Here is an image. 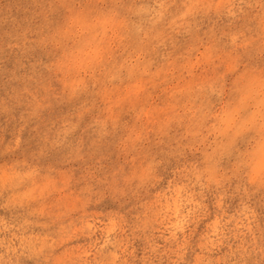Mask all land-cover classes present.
I'll use <instances>...</instances> for the list:
<instances>
[{"label": "clouds", "instance_id": "9594fccd", "mask_svg": "<svg viewBox=\"0 0 264 264\" xmlns=\"http://www.w3.org/2000/svg\"><path fill=\"white\" fill-rule=\"evenodd\" d=\"M54 3L63 19L46 25L35 43L47 49L45 67L62 85L59 98L91 100L56 138L45 134L43 145L30 150L22 136L29 124L33 131L40 128L48 96L47 89L44 95L29 93L20 134L7 144L0 139V208L59 223L55 236L13 233L7 242L0 239V264H18V247L35 264H264V226L254 207L257 196L264 203V0ZM174 33L185 37L184 51L167 68L148 73L151 61L145 57ZM117 49H130L119 66L127 67L129 79L139 74L123 95L112 85L119 69L110 74L108 68ZM162 72L168 102L140 107L126 135L100 118L82 129V118L95 107L98 82L104 83L105 104L117 107L127 89L138 87L139 97L147 85L156 87ZM14 106L0 103V112L11 113ZM173 125L183 133L170 136ZM105 146L123 157L119 167L89 163ZM50 149L63 154L50 156ZM189 152L202 154L203 166L190 165ZM208 193L217 205L238 197L243 211L232 218L234 226L225 222L214 236H202L188 261L187 234L192 219L208 210ZM0 224V231L10 227L2 217ZM139 239L144 247L138 256ZM226 241L228 251L216 255ZM256 253L260 259H249Z\"/></svg>", "mask_w": 264, "mask_h": 264}, {"label": "rangeland", "instance_id": "374dc122", "mask_svg": "<svg viewBox=\"0 0 264 264\" xmlns=\"http://www.w3.org/2000/svg\"><path fill=\"white\" fill-rule=\"evenodd\" d=\"M155 2L156 0H138V3L148 5H154ZM177 3H179V0H177ZM2 9L0 11V103L4 105L14 104L15 106L11 113L7 111L0 112V139L7 144L20 134L23 124L21 116L25 112L27 102L32 99L29 93L39 91L41 95H44V89H47V107L42 114L40 128L33 131L35 125L29 124L22 136L31 150L37 144L43 145L45 134L48 135L49 139L56 138L62 124L65 121H75L78 118L80 105L84 103L85 99L90 101L91 98L86 96L76 101L59 98L62 85L56 74L45 67L50 62L47 49L35 43L46 25L59 24L63 19V13L59 10V6L54 3V0H4ZM224 23H226V19ZM185 46V37L174 33L172 39L166 40L155 52H151L145 57V63L151 61V64L147 67V72L154 73L161 67L167 68L168 60L178 56L184 51ZM128 51L130 49H117L108 65V68L111 69L110 74H116V70L119 69L117 78L112 80V85L119 86V94L121 95L124 94L126 88L135 84L139 78V74H137L136 77L129 79L127 67H119L124 63ZM163 76L164 73L162 72L156 78L157 86L147 85L146 90L140 93L139 97H137L138 87L127 89L125 99L117 107L105 104L103 100L104 83L98 82L93 90L95 107L82 118V129L86 128L93 119L100 118L114 124L111 129L112 132H117L121 137L126 135L128 129L137 124L136 113L140 107L162 108L168 102V93L163 91L166 84L160 83ZM104 79V77H101L102 81ZM143 79L148 80V77L145 76ZM13 97H16L19 103H15ZM183 131L182 127L176 129V126L173 125V130L169 135L175 137L178 133L182 134ZM149 137L154 138V134L149 133ZM165 139L168 138L165 137ZM173 146H175L174 141ZM48 154L57 156L63 153L59 149H50ZM187 161L190 165L195 163L198 166H203V156L200 153L193 154L189 152ZM123 162V157L119 155L114 146L110 148L101 147L99 153L89 161V163L96 164L97 167L103 166L106 169L119 167ZM168 178H171V173ZM165 183H167V180H165ZM216 199L214 193H208L207 199L204 201L208 206V210L194 217L191 221L189 233L187 234L190 236V247L185 256L188 261L193 259L192 249L195 248L196 242L202 236H214L225 222H228L230 227L234 226L235 220L232 218H238L240 212L243 211V205L238 197H226L219 205H217ZM254 199L256 201L254 207L257 211V220L261 226H264V203L260 202L259 196ZM91 210L90 208L89 211ZM0 217L10 226L6 231H0V239H4L6 242L12 239L13 233L16 236H20L21 233L25 236L37 234L55 236L56 230L59 228V223L52 224L47 218L30 216L24 210L0 208ZM25 219L32 221V223L25 224ZM45 224L48 227H44ZM21 225H24V227L21 228ZM2 227L4 225L0 224V228ZM178 235L180 239H183L186 234ZM87 242L85 239L81 240V243ZM159 242L164 243L162 239ZM229 242L231 241H226L215 254L221 255L227 252V243ZM15 243L19 245V240H16ZM237 243H239L238 240L233 242V247ZM135 247L139 256L142 253L144 241L142 239L137 240ZM196 250L199 251V249ZM4 251V248H0V252ZM21 252L24 254L21 255ZM260 258V254L256 253L254 257L249 259ZM13 260H18V264H35V258L31 257L26 249H20L19 247L17 248V255L13 256Z\"/></svg>", "mask_w": 264, "mask_h": 264}]
</instances>
